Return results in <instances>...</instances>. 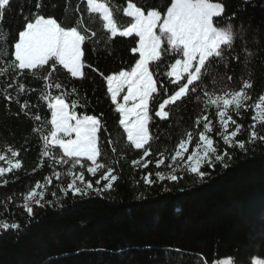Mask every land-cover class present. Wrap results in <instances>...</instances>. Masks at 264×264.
<instances>
[{"label": "trees", "instance_id": "trees-1", "mask_svg": "<svg viewBox=\"0 0 264 264\" xmlns=\"http://www.w3.org/2000/svg\"><path fill=\"white\" fill-rule=\"evenodd\" d=\"M36 2L13 0L4 28L17 33L23 26L21 9L27 14L35 10ZM45 2L48 13L65 24L74 22L84 9L80 0ZM133 2L138 6L162 8L170 0ZM218 2L224 3L226 17L235 13L231 22L238 29L235 54L239 59H230L227 67L221 65L218 70L213 69V75L224 77V82L233 89L250 79L254 101L264 93V0ZM77 4L81 12H76ZM113 4L126 7L127 0H113ZM116 16L121 23L127 22L122 11H117ZM88 24L103 37L98 22L88 21ZM108 47V51L104 50L101 43L95 51L90 50L88 63L107 75L132 62L127 44L117 41ZM86 71L89 78L83 81L72 80L62 70L54 75V80L68 84L69 89L75 86L82 102L86 97L89 114H103L108 129L101 136L107 153L104 162L114 168L119 179L114 188L102 196L73 197L70 191L65 196L60 188L67 186L70 177L64 175L66 166L57 167L56 171L62 174L60 179L53 176L41 200L44 207L33 205L31 217L23 208V197L37 182L46 183L44 178L53 170L40 155L42 143L32 132L34 122L20 112L15 102L8 103L4 99V82L8 77H0V154L10 156L8 147L18 150L17 159L22 164L21 169L0 177V220L21 225L19 231H0V264H203L204 258L210 262L227 257H233L236 264H250L252 257L264 258V141H248L252 110L240 116L233 114L243 126L237 139L245 141V150L229 148L231 158L225 157L227 168L216 162L214 168L207 165L202 168L207 173L203 179L178 171L181 178L177 181L156 180L146 185L143 175L151 172L155 180L156 171L169 173L170 157L186 133L192 132L195 136L203 130L202 125H196V118L202 114L212 120L215 131L210 135L223 152L225 146L216 135L220 128L215 109L210 108L205 113L202 100L197 101L192 95L173 108L167 120L154 117L150 126L155 137L151 141V154L143 157V161L152 162L147 168L137 167L132 162L141 160L142 151L127 146L118 124V113L111 105L99 72ZM227 76L232 80L228 81ZM21 82L35 89L21 100L27 99L34 105L31 111L47 115L46 104L39 99L43 82L32 78ZM208 87L212 91L220 85L213 86L209 82ZM12 94L15 95L14 89ZM256 130L264 135V128L258 122ZM109 136L118 142L109 144ZM194 144L195 140L193 147ZM160 153L164 154V164L157 168L155 162L161 158ZM0 166H7L6 162H0ZM86 179L94 181L96 178L86 174Z\"/></svg>", "mask_w": 264, "mask_h": 264}, {"label": "snow or ice", "instance_id": "snow-or-ice-1", "mask_svg": "<svg viewBox=\"0 0 264 264\" xmlns=\"http://www.w3.org/2000/svg\"><path fill=\"white\" fill-rule=\"evenodd\" d=\"M80 2L84 4L83 12L74 22L65 24L48 13L45 0H37L35 10L25 14L21 9L23 26L13 34L4 28L13 0H0V77H8L4 82L3 96L8 103L15 102L20 112L34 122L32 132L42 143L40 155L53 170L44 178L46 183L37 182L23 197V208L30 217L33 216V205L44 207L41 200L53 176L60 179L62 174L56 171L57 167L66 166L64 175L70 177L67 186L60 188L65 196L69 191L73 197L102 196L112 190L119 179L114 168L104 162L107 153L101 136L108 129L103 122V114H89L86 97L82 102L75 86L69 89L68 84L54 80V75L61 70L76 81L89 78L87 69L99 72L111 105L118 113V124L127 146L142 151L141 160L132 162L137 167L147 168L152 162L143 161V157L151 154V141L155 137L150 126L154 117L167 120L172 109L192 95L197 101L202 100L205 113L210 108L215 109L220 128L216 135L225 146L223 152L219 151L217 141L210 135L215 131L212 120L207 114H202L196 118V125H202L203 130L195 136L188 132L179 141L170 157L172 163L168 167L171 172L156 171L155 180L151 178V172L143 175L146 185H152L156 180L177 181L181 178L178 171L203 179L207 173L202 168L205 165L214 168L216 162L227 168L225 157L231 158L228 149L245 150V141L237 139L243 126L233 118V114L240 116L251 109L253 115L248 141H264V135L256 130L257 122L264 128V93L253 101L250 93L253 82L250 79L243 80L241 86L233 89L227 86L224 77L213 75V69L218 70L221 65L227 67L230 59H239L235 54L238 29L231 22L235 13L226 17L224 3L218 0H170L161 8L138 6L133 0H127L126 7L120 8L113 4V0ZM55 7L53 4L52 8ZM117 11H122L127 18L126 23L117 19ZM76 12H81L80 4H77ZM88 21L100 24L103 37L98 36ZM239 27L243 28V25ZM117 41L130 48L132 62L127 67L105 75L88 63L90 50L95 51L96 46L102 43L104 50L108 51V46ZM27 78L43 82L39 99L45 102L47 115L31 111L34 105L27 99L21 100L23 95L35 91L21 82ZM227 80L231 81L232 77L227 76ZM209 82L220 87L209 91ZM13 89L15 95L12 94ZM116 142L108 137L109 144ZM112 151L115 152L116 148L113 147ZM8 152L10 156L0 154V162L7 165L0 166V177L22 167L21 160L17 159L19 151L8 147ZM163 155L160 153L161 158L155 162L157 168L164 164ZM86 174L96 179H86ZM20 228L18 223L0 220V231H19ZM203 264L236 262L233 257L210 262L204 258ZM250 264H264V258L252 257Z\"/></svg>", "mask_w": 264, "mask_h": 264}, {"label": "rangeland", "instance_id": "rangeland-1", "mask_svg": "<svg viewBox=\"0 0 264 264\" xmlns=\"http://www.w3.org/2000/svg\"><path fill=\"white\" fill-rule=\"evenodd\" d=\"M170 163H172V162H170ZM173 167H175V164H173ZM169 172H171V169L169 168ZM39 191V190H38Z\"/></svg>", "mask_w": 264, "mask_h": 264}]
</instances>
